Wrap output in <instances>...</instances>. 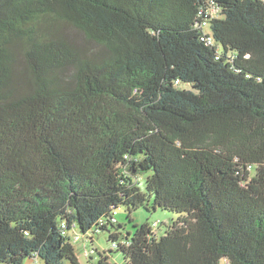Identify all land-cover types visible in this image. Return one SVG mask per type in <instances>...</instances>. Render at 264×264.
Here are the masks:
<instances>
[{"label":"trees","instance_id":"16d2710c","mask_svg":"<svg viewBox=\"0 0 264 264\" xmlns=\"http://www.w3.org/2000/svg\"><path fill=\"white\" fill-rule=\"evenodd\" d=\"M119 207L176 217L120 236ZM72 228L264 264V0H0V264H79Z\"/></svg>","mask_w":264,"mask_h":264},{"label":"rangeland","instance_id":"374dc122","mask_svg":"<svg viewBox=\"0 0 264 264\" xmlns=\"http://www.w3.org/2000/svg\"><path fill=\"white\" fill-rule=\"evenodd\" d=\"M217 12L213 11V15H216ZM63 33L66 34L67 37L73 38L76 41L84 42V38L81 34L76 32L69 26L63 28ZM94 48V47H93ZM91 48V50L93 49ZM19 51V50H18ZM17 51V52H18ZM21 53V52H20ZM22 65L23 60H22ZM127 211L124 207H119L116 210V219L118 222L123 224V228L120 230V236L125 235L127 232L132 231L133 223H144L145 221H166L169 217L175 218L176 215L170 212L157 210L152 214H148L143 209H137L132 214L131 217L133 222H129L127 220ZM68 234L71 238L72 245L75 250V254L77 257V261L79 264H98L99 253L108 256V262L110 264H123V258L121 253L116 252L115 249L111 246V241H108V233L106 231L93 233V242H88L85 244V239L82 237L81 232L78 228H72L68 231ZM78 235V236H77ZM90 248H96L99 253H94L91 257H89V253L86 254L85 249L89 250ZM23 264H44V262L40 258H26ZM61 264H72L69 260H63Z\"/></svg>","mask_w":264,"mask_h":264}]
</instances>
